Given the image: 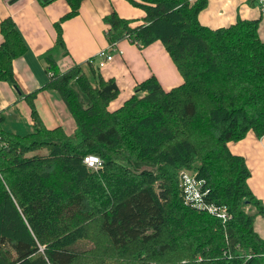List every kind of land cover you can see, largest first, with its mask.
Segmentation results:
<instances>
[{
  "label": "trees",
  "instance_id": "16d2710c",
  "mask_svg": "<svg viewBox=\"0 0 264 264\" xmlns=\"http://www.w3.org/2000/svg\"><path fill=\"white\" fill-rule=\"evenodd\" d=\"M66 1L61 22L84 0ZM127 1L145 12V24L113 11L104 18L109 44L161 42L182 83L167 90L152 75L112 110L120 89L95 58L88 72L81 64L57 71V52L69 54L58 23L57 42L42 58L53 73L41 90L60 94L76 128L68 135L45 127L38 92L25 96L31 132L7 131L0 115V264H264L254 230L264 210L245 159L228 146L250 132L264 136L260 19L211 29L199 21L207 0ZM0 33V81L19 90L13 60L28 48L12 18ZM88 156L102 167H88ZM184 170L204 183L203 204L226 206L231 219L185 202Z\"/></svg>",
  "mask_w": 264,
  "mask_h": 264
},
{
  "label": "crops",
  "instance_id": "0c3cea01",
  "mask_svg": "<svg viewBox=\"0 0 264 264\" xmlns=\"http://www.w3.org/2000/svg\"><path fill=\"white\" fill-rule=\"evenodd\" d=\"M207 7L200 13L199 21L211 29L229 27L238 20H259L258 34L264 41V5L260 0H207ZM70 11L66 0L43 6L38 0H0V24L10 17L22 35L27 53L13 60L15 79L19 90L8 82L0 81V115L3 127L14 133L33 130L31 108L26 95L38 92L35 104L48 129L63 127L73 134L76 124L65 102L56 91L41 90L50 80L49 65L43 56L55 46L58 38L57 24ZM113 11L124 19L134 20L132 26L145 24V12L127 0H84L79 14L61 22L68 55L55 56L57 71L61 74L74 65L81 64L88 72L87 63L101 50L109 47L104 18ZM3 36L0 33V45ZM132 40L118 44L122 54H115L112 62L100 69L106 79H114L120 89L119 97L110 108L121 106L135 93L137 82L156 76L169 90L182 83V78L161 42L139 49ZM235 155L242 156L251 172L248 180L254 196L264 210V136L250 132L243 140L228 144ZM253 212H256L254 209ZM254 230L264 240V212L254 220Z\"/></svg>",
  "mask_w": 264,
  "mask_h": 264
},
{
  "label": "built area",
  "instance_id": "2783aa9c",
  "mask_svg": "<svg viewBox=\"0 0 264 264\" xmlns=\"http://www.w3.org/2000/svg\"><path fill=\"white\" fill-rule=\"evenodd\" d=\"M264 5V0H260ZM112 32L111 26L107 25L106 36ZM132 40V39H131ZM122 54L121 49L118 47V43L109 44L106 50H101L95 58V64L98 68L103 69L109 62H112L115 58V54ZM52 75V74H51ZM50 75V76H51ZM85 163L88 167L98 170L102 167V160L97 156H88L85 158ZM180 184L183 189L184 199L187 204H193L199 208L208 210L209 213L215 215L223 222L231 219V214L226 206L206 205L203 204V196L207 193L201 191L204 183L197 179V174L189 170L180 172Z\"/></svg>",
  "mask_w": 264,
  "mask_h": 264
},
{
  "label": "rangeland",
  "instance_id": "374dc122",
  "mask_svg": "<svg viewBox=\"0 0 264 264\" xmlns=\"http://www.w3.org/2000/svg\"><path fill=\"white\" fill-rule=\"evenodd\" d=\"M42 153H45V151H42ZM189 171H190V170H189ZM245 211H246V212H251L250 205H247V206L245 207ZM82 247H85V246H82Z\"/></svg>",
  "mask_w": 264,
  "mask_h": 264
}]
</instances>
